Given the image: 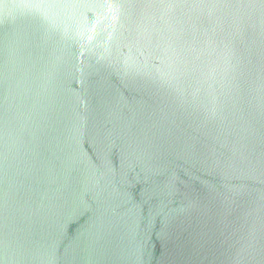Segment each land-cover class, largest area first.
<instances>
[{
	"label": "water",
	"instance_id": "water-1",
	"mask_svg": "<svg viewBox=\"0 0 264 264\" xmlns=\"http://www.w3.org/2000/svg\"><path fill=\"white\" fill-rule=\"evenodd\" d=\"M0 264H264V0H0Z\"/></svg>",
	"mask_w": 264,
	"mask_h": 264
}]
</instances>
